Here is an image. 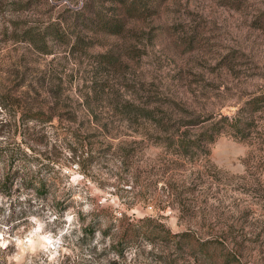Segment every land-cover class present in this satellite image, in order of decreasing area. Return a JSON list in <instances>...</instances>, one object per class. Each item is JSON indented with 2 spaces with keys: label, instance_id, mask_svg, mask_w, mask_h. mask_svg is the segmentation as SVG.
Returning a JSON list of instances; mask_svg holds the SVG:
<instances>
[{
  "label": "rangeland",
  "instance_id": "obj_1",
  "mask_svg": "<svg viewBox=\"0 0 264 264\" xmlns=\"http://www.w3.org/2000/svg\"><path fill=\"white\" fill-rule=\"evenodd\" d=\"M263 97L264 0H0V264H264Z\"/></svg>",
  "mask_w": 264,
  "mask_h": 264
},
{
  "label": "trees",
  "instance_id": "obj_2",
  "mask_svg": "<svg viewBox=\"0 0 264 264\" xmlns=\"http://www.w3.org/2000/svg\"><path fill=\"white\" fill-rule=\"evenodd\" d=\"M122 3H125V1H123ZM104 21H103L104 28L109 27L112 24L110 20H107L105 23ZM262 101H264V97L260 99L259 98L252 99L250 102L246 104V109H244V111L248 113H256L261 108V105H263ZM3 153L6 155L8 154L9 162L5 163V170L2 173V179L0 182V191H2V193L6 195H9L11 188L13 187V183L15 181L17 173L21 168L20 165H17L13 170V165L20 160V156H16L15 152L12 149H8L5 146H0V156L3 155ZM27 184L29 185V189L35 190L37 199L44 200L47 194L49 193L50 185L44 180H37L36 178L33 179L30 178L29 181H27ZM62 202L63 201L57 203V206H59L58 208L59 212L64 211L66 207H68V206H64ZM26 210H24L23 213L26 212ZM144 222L145 221L142 220L139 224H134L129 226V228L127 229V233H124V236L122 235L123 237L122 236L120 237L122 238L120 241L127 242L128 239L134 240L135 238L140 236L147 237V235L153 232V230L147 224H144ZM92 230L93 229H89L90 236L93 234ZM183 239L185 241H189L190 243L192 242L194 243V240L187 236H183ZM183 239H181V241ZM203 246H205L204 242H200L199 248L203 249L204 248ZM2 251L0 250V253ZM1 262H2V256H0V263Z\"/></svg>",
  "mask_w": 264,
  "mask_h": 264
}]
</instances>
